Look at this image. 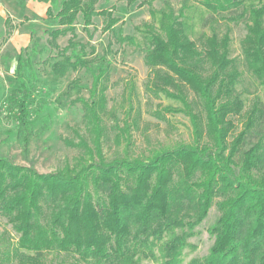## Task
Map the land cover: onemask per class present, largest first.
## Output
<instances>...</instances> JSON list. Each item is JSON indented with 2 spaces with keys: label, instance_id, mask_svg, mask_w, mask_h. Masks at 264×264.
<instances>
[{
  "label": "trees",
  "instance_id": "16d2710c",
  "mask_svg": "<svg viewBox=\"0 0 264 264\" xmlns=\"http://www.w3.org/2000/svg\"><path fill=\"white\" fill-rule=\"evenodd\" d=\"M37 1L49 5L47 19L58 26L47 32L49 48L62 59L54 64V73L87 70L92 82L88 97L78 77L66 92L76 95L71 105L84 111V133L76 127L74 139H65L81 152L74 162L42 174L0 157V217L17 238L15 245L0 249V264L11 259L15 264H185V252L196 249L190 240L214 205L220 213L208 230L214 243L207 256L187 264H264V137L247 143L264 117V106L255 103L234 135L235 118L246 116L237 91L243 75L264 88V0H196L210 12L204 24L233 21L239 13V18H247L243 71L231 57L229 27L222 34L206 35L201 48L190 37L185 22L189 0H182L177 13L169 2L160 11L152 9L151 22L136 27L141 40L124 34L113 7L98 10L111 0ZM154 1L127 0L149 6ZM99 18L101 33L110 36L100 58L92 42ZM29 20L25 17L16 25L8 17L3 43ZM79 31L88 42L79 41ZM66 36L61 48L58 40ZM117 45L144 53L150 70L147 90L181 105L166 112L189 118L191 143L132 155L131 112L121 123L108 108L109 56L117 54ZM26 66L31 59L25 62L20 55L6 118L18 124L27 157L35 123ZM106 115L113 118L111 126ZM112 131L113 142L126 141L128 148L109 159L104 144Z\"/></svg>",
  "mask_w": 264,
  "mask_h": 264
},
{
  "label": "rangeland",
  "instance_id": "374dc122",
  "mask_svg": "<svg viewBox=\"0 0 264 264\" xmlns=\"http://www.w3.org/2000/svg\"><path fill=\"white\" fill-rule=\"evenodd\" d=\"M26 2L27 4H23L20 0H8L9 11L6 14L12 17L13 23H21L26 16L32 21L24 23L7 43H3L5 30L2 31L0 25V157L8 158L15 165L33 167L39 173L47 174L62 168L67 162H74L81 154L78 149L69 147L65 139H74L73 129L76 127H80L84 133V111L80 105H71L76 95L73 93L69 97L66 92L71 82L78 77L81 79L83 95L88 97L92 75L87 70L76 73L71 69L63 75L54 73V64L62 59L56 51L49 48L47 32L57 29L58 26L55 21L47 19L46 12L40 10V2L37 0ZM167 3L176 13L182 7V0H156L150 6L140 5V2L130 5L127 0H111L109 3L99 4L97 8L103 10L113 7L115 15L124 23V34L136 36L141 40L142 36L136 31V27L151 22L150 11L152 9L160 11L167 6ZM188 5L185 18L187 32L199 48L206 35L210 36L213 32L222 34L229 27L231 57L243 71L245 67L241 44L247 34L249 23L247 18H239V13L233 21L219 20V23L204 24L210 12L196 0H189ZM95 25L99 30L95 32L92 42L96 45L97 57L100 58L104 54L110 36L101 33L100 18L95 20ZM68 39L69 36L59 38L58 43L61 48L66 46ZM79 41L88 42L87 35L82 31H79ZM114 48L118 52L109 56L111 70L107 91L108 108L116 111L121 123L131 112L132 144L129 148L132 155L142 157L159 148H170L182 142L191 143L192 127L189 118L183 113L166 112L168 107L180 108L181 105L163 94L157 97L147 90L150 70L144 63V53L132 46L117 45ZM20 55L25 62L31 59V66H26L23 70L31 91V120L35 123V134L31 138L27 157L18 124L6 118V101L12 87L17 85L14 70ZM237 91L245 102L243 115L248 114L255 103L264 106V88L251 79L249 74L243 75ZM130 105L133 106L132 110ZM247 114L235 118L237 128L234 135L242 130V123L246 121ZM104 118L107 125L111 126L113 118L109 115ZM44 125L47 130L43 132L41 129ZM113 135L112 131L110 139L104 144V153L109 159L123 154L128 148L126 141L121 145L115 144L112 140ZM262 137H264V117L258 120L250 134L248 146ZM219 216V210L214 205L207 219L197 228V235L190 240L196 249L185 252V264L192 259H202L208 255L214 243V237L208 230ZM16 242L17 238L12 226L6 219L0 217V249H6L10 243L15 245ZM15 263L16 260L11 259L6 264Z\"/></svg>",
  "mask_w": 264,
  "mask_h": 264
},
{
  "label": "crops",
  "instance_id": "0c3cea01",
  "mask_svg": "<svg viewBox=\"0 0 264 264\" xmlns=\"http://www.w3.org/2000/svg\"><path fill=\"white\" fill-rule=\"evenodd\" d=\"M26 4H27V2H25ZM25 3H23V4H25ZM39 5H40V10L41 11H44V12H47V9H48V7H47V4H45V3H39ZM8 0H0V25L2 26V31L3 30H5V21H6V19L8 18V17H11V16H7V12L9 11V9H8ZM26 17H28L30 20H29V22L28 23H30L32 20H31V18L29 17V16H26ZM12 18V17H11ZM15 24V23H14ZM20 24V23H19ZM19 24H16V25H19ZM21 29V26H18V28L14 31V32H17V31H19ZM30 38V37H29ZM10 40H11V38H10ZM9 40V41H10ZM8 41V42H9ZM20 57V56H19ZM19 59V58H18ZM17 63H18V60H17ZM17 63H16V67H15V70H16V68H17ZM15 70H14V74H15Z\"/></svg>",
  "mask_w": 264,
  "mask_h": 264
}]
</instances>
